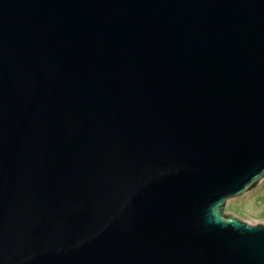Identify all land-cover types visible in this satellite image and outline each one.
Wrapping results in <instances>:
<instances>
[{"label": "water", "instance_id": "1", "mask_svg": "<svg viewBox=\"0 0 264 264\" xmlns=\"http://www.w3.org/2000/svg\"><path fill=\"white\" fill-rule=\"evenodd\" d=\"M263 176L264 0H0V264H264Z\"/></svg>", "mask_w": 264, "mask_h": 264}, {"label": "rangeland", "instance_id": "2", "mask_svg": "<svg viewBox=\"0 0 264 264\" xmlns=\"http://www.w3.org/2000/svg\"><path fill=\"white\" fill-rule=\"evenodd\" d=\"M224 213L249 224L264 223V176L252 189L240 196L229 198Z\"/></svg>", "mask_w": 264, "mask_h": 264}]
</instances>
